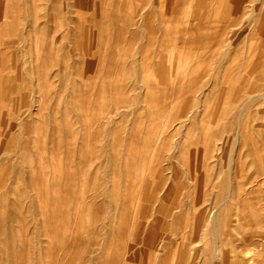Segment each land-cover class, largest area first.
<instances>
[{"label": "rangeland", "instance_id": "obj_1", "mask_svg": "<svg viewBox=\"0 0 264 264\" xmlns=\"http://www.w3.org/2000/svg\"><path fill=\"white\" fill-rule=\"evenodd\" d=\"M0 264H264V0H0Z\"/></svg>", "mask_w": 264, "mask_h": 264}, {"label": "bare ground", "instance_id": "obj_2", "mask_svg": "<svg viewBox=\"0 0 264 264\" xmlns=\"http://www.w3.org/2000/svg\"><path fill=\"white\" fill-rule=\"evenodd\" d=\"M255 96V95H254Z\"/></svg>", "mask_w": 264, "mask_h": 264}]
</instances>
